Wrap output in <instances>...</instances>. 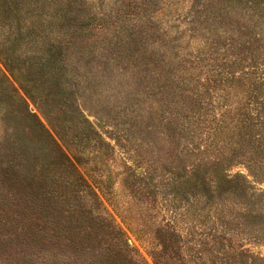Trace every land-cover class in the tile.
Here are the masks:
<instances>
[{"label":"rangeland","instance_id":"rangeland-1","mask_svg":"<svg viewBox=\"0 0 264 264\" xmlns=\"http://www.w3.org/2000/svg\"><path fill=\"white\" fill-rule=\"evenodd\" d=\"M257 34L264 0H0V264H264L252 144L169 173L179 94L234 59L262 73Z\"/></svg>","mask_w":264,"mask_h":264},{"label":"trees","instance_id":"trees-1","mask_svg":"<svg viewBox=\"0 0 264 264\" xmlns=\"http://www.w3.org/2000/svg\"><path fill=\"white\" fill-rule=\"evenodd\" d=\"M254 41L257 44L254 52L256 53L255 64H258L262 69V73L253 72L256 66L251 68V72L236 71L235 65H238L241 60L234 59L226 70L221 68L211 70V74L207 76L204 84L197 86V90L192 88V90L186 91L185 89V95L179 94L185 104L175 114L174 125L178 129H181L182 126L185 128L184 124L187 125L190 143L189 149L178 153L180 157L176 159V164L169 173L174 174L181 168L179 164L185 163L187 168L181 169L188 176H199L201 170L208 164L219 162L218 156H221L225 149L240 153V149L248 144H252L253 148L241 154L242 158L237 162L240 161L238 164L243 165L246 174L249 175L238 172L235 176L246 183L248 176L258 178L264 170V96L261 100H257L255 89L257 85H260L264 90V34H257ZM191 80L193 79L191 78ZM184 81V78H181L179 83L184 84ZM185 87L187 88V84ZM243 87H247L249 91L247 103L244 105L238 100L236 103L238 107L232 113L223 111L213 112L211 115L206 108H202L204 106L215 108V110L226 108L224 96L214 94L222 93L225 89L237 92ZM178 89L182 90L181 86ZM206 97L210 101H204ZM184 112H187V115L184 116ZM187 120L188 123H185ZM241 142L242 147L239 148Z\"/></svg>","mask_w":264,"mask_h":264}]
</instances>
